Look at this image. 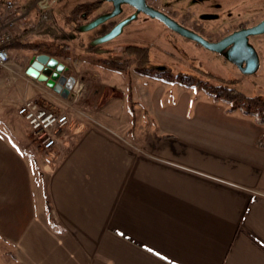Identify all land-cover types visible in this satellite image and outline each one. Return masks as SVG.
Here are the masks:
<instances>
[{"label":"crops","instance_id":"crops-1","mask_svg":"<svg viewBox=\"0 0 264 264\" xmlns=\"http://www.w3.org/2000/svg\"><path fill=\"white\" fill-rule=\"evenodd\" d=\"M139 78L134 128L103 111L40 163L6 113L0 264H264V126L203 90Z\"/></svg>","mask_w":264,"mask_h":264},{"label":"rangeland","instance_id":"rangeland-1","mask_svg":"<svg viewBox=\"0 0 264 264\" xmlns=\"http://www.w3.org/2000/svg\"><path fill=\"white\" fill-rule=\"evenodd\" d=\"M14 1L25 10V8L34 6L36 0ZM161 1L164 5L172 3V8L178 9L181 14L188 15L190 18L185 23L189 27L192 23L193 26L195 25L191 19H196L201 24L200 29L204 32L201 36L208 40H221L235 30L255 25L264 18V0ZM91 2L94 3L95 0H50L44 4L48 6L40 10L41 17L37 10L31 11L28 18L36 22L41 20V23L35 31L26 35V42L36 43L38 47L30 45L9 48L11 49L10 55L13 56L11 65L14 73L11 74L12 81H6L0 87V133L10 135L9 130L13 127L6 113L14 114L28 92L30 94L28 99H39L43 105L53 106L57 108V111L67 113L76 127L79 125L85 129L91 125L98 126L103 122L101 117L103 111L115 116L114 120L119 121L120 126L129 123L131 115L127 101L129 86L133 87V79L138 75L141 78L142 75L134 71H131L128 76L119 72L113 73L114 71L105 68L102 64L103 59L113 55L124 57L126 54L121 52L129 42L160 47L158 50H151L149 54V66L152 68L193 74L212 82H216V78L222 79L245 95L259 96L264 100V37L257 40L262 59L260 71L254 74L237 69L231 63L226 62L222 56L198 46L195 41L181 42L183 51L175 49L170 45L175 42L173 35L162 25L153 21L145 24L142 32L138 33L134 28L139 25H134L123 37L100 46L99 50L98 48L91 49L86 35L76 31V27L74 28L69 22L71 12L78 10L79 7L85 9L86 5ZM177 40L181 41V39ZM50 48L52 51L57 50L56 53L60 49H63L65 53L67 51L65 56H59L56 53L54 55H57L56 59L67 67L65 76H73L76 79L69 97L63 98L62 101H57L55 95H50V92L48 94L46 90L39 89L42 84L35 83V80L29 78L26 73L35 60L36 54L39 55ZM5 74L8 75L9 72ZM206 74L211 75V79ZM128 80L131 81L130 84ZM124 85H127V91H123ZM193 90L195 94L200 93V89L193 88ZM41 94H44L48 101L44 100ZM172 94L174 95L173 91ZM20 127L25 136L21 141L27 143L29 148L37 147L31 136H29L30 140L28 138L29 129L26 123ZM36 151L38 152L37 160L40 163L44 155L38 148ZM36 171L39 173L37 169Z\"/></svg>","mask_w":264,"mask_h":264},{"label":"flooded vegetation","instance_id":"flooded-vegetation-1","mask_svg":"<svg viewBox=\"0 0 264 264\" xmlns=\"http://www.w3.org/2000/svg\"><path fill=\"white\" fill-rule=\"evenodd\" d=\"M118 5L115 6L114 0H95L94 3H88L86 5V8L79 7V9H82V11L74 10L70 14L71 21H69L71 24H73V27H76V31L79 33H82L86 35V38L88 39L89 48H100V46L105 45L109 42L115 41L121 37H123L129 28H131L134 25H139L136 28H134L138 33L144 29L145 24L149 23L150 21L157 22L160 25H162L165 29L169 31L172 37L175 38V42L170 45L174 47L175 49H179L180 51H183V46L180 44L181 42L186 43L185 41H193L190 39H187L186 37L180 35L176 31L172 30L170 27H168L166 24H164L162 21H160L157 18L151 17L149 14H147L144 10H153L158 11L165 16H167L170 20L174 21L179 26L188 29L198 35L201 36V33H204L201 28V24L196 19H191V21L194 22L191 24V27H189L185 22L188 21L190 17L186 14H181L178 9L172 8V3H169L168 5H164L161 0H118ZM171 1V0H167ZM48 6V5H46ZM44 4H41L39 6V9L42 11L44 7ZM81 6V5H79ZM264 20L262 18L259 22ZM258 22V23H259ZM69 23V24H70ZM95 23L96 25L93 28H90L88 31H83V28L86 26H89L90 24ZM122 26L121 33L113 38L112 40L108 42H104L101 44H94V42L98 39L104 38L107 35H109L113 30H115L120 24H124ZM256 23L255 25H257ZM255 25L240 28L232 32L231 34L227 35L223 39H226L233 35L234 33L254 27ZM191 29H189V28ZM134 30V31H135ZM264 37V34H257V35H251L246 39V46L245 50L248 56H252L254 60L257 63V67L255 71L251 74H254L258 71H260L261 68V59L262 56L260 54V46L257 45L258 38ZM81 38V37H80ZM177 39H181V41H178ZM221 39V40H223ZM208 40V39H207ZM221 40H208L211 42H218ZM197 43V42H196ZM180 44V45H179ZM198 46L203 47L197 43ZM234 44L230 45L229 47L225 48L221 53L220 52H214L218 56H222L224 59H226V62L231 63L234 67L244 72L247 62H244L242 64H236L233 61L227 59V52L233 47ZM146 48L151 52L153 49H160L158 45H144L139 43H131L129 42L123 49L121 53L127 54L129 50L137 49V48ZM204 48V47H203ZM52 48L50 50H47L46 52H42L41 54L49 55L50 57H54V53L57 50H53ZM56 58V57H54ZM161 70H167V69H161ZM67 67L65 66L64 75H67ZM174 73V72H173ZM180 73V72H179ZM36 81V80H35ZM37 82V81H36ZM40 84V83H39Z\"/></svg>","mask_w":264,"mask_h":264},{"label":"built area","instance_id":"built-area-1","mask_svg":"<svg viewBox=\"0 0 264 264\" xmlns=\"http://www.w3.org/2000/svg\"><path fill=\"white\" fill-rule=\"evenodd\" d=\"M49 1L36 0L34 6L23 10L14 0H0V75L14 73L8 46L25 42L26 35L37 29V22L28 16L35 9L41 17L39 6ZM16 114L25 121L32 141L44 157L50 158L74 138L67 133L73 125L71 117L56 107L43 105L39 99L24 100Z\"/></svg>","mask_w":264,"mask_h":264},{"label":"trees","instance_id":"trees-1","mask_svg":"<svg viewBox=\"0 0 264 264\" xmlns=\"http://www.w3.org/2000/svg\"><path fill=\"white\" fill-rule=\"evenodd\" d=\"M82 11V9H78ZM33 45L38 47L34 43H14L10 44L9 48L16 47H26ZM68 48V47H66ZM67 53V51H66ZM66 53L63 49H60L58 53L59 56H65ZM150 52L146 48H137L129 50V52L124 57H119L113 55L110 58H105L102 60V64L105 68L112 70L114 72L123 73L129 75L131 71L140 74L145 77L160 80L165 83L170 84H181L187 88H196L203 90L213 102L223 101L228 104V112H240L244 116L252 117L257 124L264 126V100L259 96H247L235 87H231L227 81H222V79H217L216 82L209 81L207 78L202 79L193 74H186L183 72L173 73L171 70H161L152 68L149 66L150 63ZM208 78L211 79V75L206 74ZM128 80V84H130ZM129 95L127 101L129 103V111L131 114V125L132 128L136 124V103L132 94V87L129 86ZM257 145L264 148V134L260 136L257 140Z\"/></svg>","mask_w":264,"mask_h":264},{"label":"water","instance_id":"water-1","mask_svg":"<svg viewBox=\"0 0 264 264\" xmlns=\"http://www.w3.org/2000/svg\"><path fill=\"white\" fill-rule=\"evenodd\" d=\"M114 2L115 6H117L119 1L114 0ZM144 11L151 17L159 19L180 35L186 37L187 39L197 42L199 45L203 46L209 51L221 53L225 48L234 44L233 47H231V49L229 50V52H227V59L239 65L244 62H247L246 68L244 70L245 73L251 74L255 71L257 63L252 56L247 57V53L245 50L246 39L251 35L264 34V20L259 22L254 27L240 30L226 39H223L218 42H211L205 39L204 37L179 26L174 21L170 20L167 16L158 11L147 9ZM125 24L126 23L120 24V26L113 30L109 35L96 40L94 44L108 42L113 38L117 37L122 31V26H124ZM95 25V23H92L89 26L84 27L83 31H88ZM64 71L65 65L61 63L58 59L50 57L46 54H39L35 57V60L27 69L26 73L29 77L36 80L38 83L45 85L54 93L59 95L61 98L66 99L69 97L76 83V79L73 76H65L63 74Z\"/></svg>","mask_w":264,"mask_h":264},{"label":"bare ground","instance_id":"bare-ground-1","mask_svg":"<svg viewBox=\"0 0 264 264\" xmlns=\"http://www.w3.org/2000/svg\"><path fill=\"white\" fill-rule=\"evenodd\" d=\"M32 80H34V79H32Z\"/></svg>","mask_w":264,"mask_h":264}]
</instances>
